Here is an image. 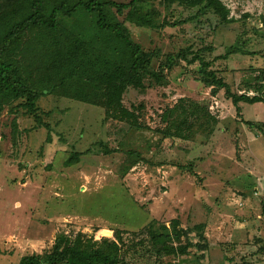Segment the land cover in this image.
Wrapping results in <instances>:
<instances>
[{
    "label": "rangeland",
    "instance_id": "rangeland-1",
    "mask_svg": "<svg viewBox=\"0 0 264 264\" xmlns=\"http://www.w3.org/2000/svg\"><path fill=\"white\" fill-rule=\"evenodd\" d=\"M221 1L236 22L222 25L210 10L195 18L197 8L149 0L146 5L154 4L169 22L182 23L158 31L126 26L135 41L160 53L155 68L180 50L210 47L202 56L233 93L264 100V91H247L245 83L264 86L257 79L264 70V0ZM72 25L88 24L77 18L67 21L68 29ZM237 43L243 52L224 58ZM17 58L30 66L22 53ZM198 69V62L180 61L167 74V85L147 82L143 92L126 91L125 107H144L140 129L69 97L47 94L35 114L19 107L21 101L5 104L0 111V264L42 255L59 233L79 234L86 244L100 243L102 234L114 231H121L130 247V264H264V132L251 131L243 121L264 123V101L240 103L239 114L225 90L213 94L199 81ZM180 99L209 105L217 121L209 124L213 134L207 135V128L195 129V137L186 141L165 137L162 115ZM75 152L81 153L79 161L66 166ZM131 153L140 157L122 177L136 158ZM174 219L184 230L203 224L205 242L193 230L176 244L187 246V253L158 256L140 231L158 232Z\"/></svg>",
    "mask_w": 264,
    "mask_h": 264
},
{
    "label": "trees",
    "instance_id": "trees-1",
    "mask_svg": "<svg viewBox=\"0 0 264 264\" xmlns=\"http://www.w3.org/2000/svg\"><path fill=\"white\" fill-rule=\"evenodd\" d=\"M158 1L165 7L197 8L195 18L210 10L222 25L237 21L230 17L229 9L221 0ZM146 3L149 0H0V111L5 104L21 101L19 107L35 114L40 99L52 94L102 107L107 119L140 129L144 107H125L123 98L126 91L134 88L143 92L148 87L147 82L149 86L167 85V74L180 61L198 62L199 81L211 88L213 94L217 90H225L226 97L239 114L240 103L254 105L264 101L259 95L251 97L233 93L229 84L211 69V63L202 56V52L209 51L210 47L198 52L180 50L175 55H168L155 68L154 59L160 53L147 50L135 41L126 23L158 31L182 22H169L154 4L148 6ZM77 18L88 25L80 28L72 25L68 29L67 21ZM25 38L27 43L23 46ZM241 52L242 47L237 43L228 48L223 57ZM21 53L27 57L30 66L17 58ZM257 79L264 81V70ZM245 83L247 91H264L262 85ZM162 119L167 123L163 132L165 137L185 141L195 137V129L205 131L209 128L207 135L213 134L215 127L209 124L217 122L211 116L207 103L190 99H180L163 113ZM243 121L251 131L264 132L263 122ZM80 156L81 153L75 152L65 165H73ZM130 156L136 158L124 167L122 177L140 157L135 153ZM261 204L264 216V200ZM203 229L204 225L199 224L191 230H184L180 228V221L174 219L169 226L161 224L158 232L146 227L140 234L146 235L158 256L176 255L187 253V246L176 244L193 230L198 233L200 241L205 242ZM100 239V243L91 240L85 244L79 234L59 233L49 251L42 255L24 256L19 264H130L127 259L130 247L125 246L121 231H114L112 235L102 234ZM143 242L139 244L143 245ZM204 245L201 249H205Z\"/></svg>",
    "mask_w": 264,
    "mask_h": 264
},
{
    "label": "crops",
    "instance_id": "crops-1",
    "mask_svg": "<svg viewBox=\"0 0 264 264\" xmlns=\"http://www.w3.org/2000/svg\"><path fill=\"white\" fill-rule=\"evenodd\" d=\"M245 120V119H244ZM246 126V125H245Z\"/></svg>",
    "mask_w": 264,
    "mask_h": 264
}]
</instances>
